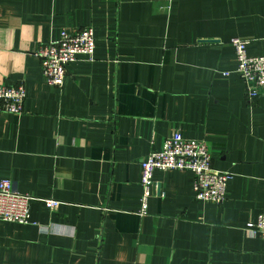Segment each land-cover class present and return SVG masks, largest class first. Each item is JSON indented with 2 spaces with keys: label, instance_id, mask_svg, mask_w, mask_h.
Masks as SVG:
<instances>
[{
  "label": "crops",
  "instance_id": "crops-1",
  "mask_svg": "<svg viewBox=\"0 0 264 264\" xmlns=\"http://www.w3.org/2000/svg\"><path fill=\"white\" fill-rule=\"evenodd\" d=\"M85 26L93 59L48 84L39 47ZM234 37L264 54V0H0V84L25 88L22 113H0V180L33 198L30 223L0 220V264H264L246 230L264 212V94L247 98ZM175 133L208 143L225 199L155 170L140 215V162Z\"/></svg>",
  "mask_w": 264,
  "mask_h": 264
},
{
  "label": "built area",
  "instance_id": "built-area-1",
  "mask_svg": "<svg viewBox=\"0 0 264 264\" xmlns=\"http://www.w3.org/2000/svg\"><path fill=\"white\" fill-rule=\"evenodd\" d=\"M230 43L237 61L235 71L244 83L247 98L253 100L264 94V54L248 55L247 40L244 38H231ZM94 50L95 38L91 26L75 31L61 29L57 38L42 44L37 51L42 74L48 84L60 87L67 65L80 57L92 60ZM227 74L228 72H224V75ZM24 100L23 84H0V113H22ZM175 169L192 172L194 197L197 200L218 204L225 199L230 174L212 167V154L208 143L205 140L188 139L178 133L169 134L159 150H152L140 162L139 184L142 188L140 215L147 211L154 171ZM32 199L28 194L15 191L11 180H0V220L30 223ZM43 201L51 209L59 204L53 199ZM246 230L249 234H259L264 239V212L258 214L255 223L247 224Z\"/></svg>",
  "mask_w": 264,
  "mask_h": 264
}]
</instances>
